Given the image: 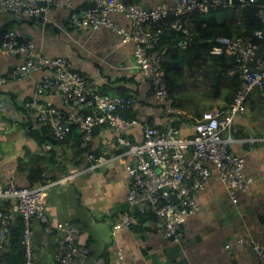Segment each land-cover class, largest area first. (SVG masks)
Wrapping results in <instances>:
<instances>
[{"label":"built area","instance_id":"obj_1","mask_svg":"<svg viewBox=\"0 0 264 264\" xmlns=\"http://www.w3.org/2000/svg\"><path fill=\"white\" fill-rule=\"evenodd\" d=\"M77 1L81 6L71 10L70 26L88 35L108 30L120 38L121 44H133L134 68L149 81L165 123L155 124L149 117L125 118L124 113L134 110L133 97L89 91L86 79L68 58L44 56L17 26L4 33L0 46L4 53L20 61L7 78L22 80L41 75L32 98L25 104L27 109L59 142L66 140L76 125L81 134L80 146L87 149L83 161L90 166L102 160L91 153L95 129L105 127L112 133L120 156L129 160L126 213L113 224V235L133 225L136 213H140L144 219L158 221L162 236L180 245L186 240L187 219L201 208L196 194L207 188L213 176L218 177L233 206L239 202L238 194L246 193L252 182L245 174L244 157L231 152L229 146L234 117L247 112L248 101L254 94L264 97V3L257 9L263 29L255 30L251 37H218L208 51L209 56L231 61L227 74L236 77L239 88L228 111L211 109L203 113L192 123L193 134L189 137L174 126L181 120V113L169 91L163 66L168 47H161L160 42L166 30L172 29L183 33L180 45H188L193 34L182 28L179 19L198 11L208 13L221 5L230 7L233 0H169L148 9L123 0ZM237 1L244 6L259 0ZM54 2L0 0V15L11 14L21 21L43 19L47 23L45 14ZM66 6L71 8L70 4ZM112 15L122 16L128 26L115 23ZM172 16L177 19L169 28H153L155 24L165 25ZM52 97L60 99V106ZM47 193L45 183L35 187L0 186V252L9 246L8 228L20 218L23 264H37L32 243L34 222L42 225L47 237L54 238L58 264H86L91 250L79 241L81 230L69 220L52 223L46 213ZM235 247L251 251L256 263L264 264V245L257 239H240ZM117 256L122 259L120 251ZM97 264L106 263L99 260Z\"/></svg>","mask_w":264,"mask_h":264},{"label":"crops","instance_id":"obj_2","mask_svg":"<svg viewBox=\"0 0 264 264\" xmlns=\"http://www.w3.org/2000/svg\"><path fill=\"white\" fill-rule=\"evenodd\" d=\"M123 1L147 9L169 0ZM261 1L263 4L264 0ZM80 6L77 0H55L45 14L49 20L47 23L43 19L21 21L11 14L0 15V28L17 26L44 56L68 58L74 69L86 79L89 91L130 95L135 100V117H149L155 124H164L166 118L162 117L151 94L149 81L134 68L133 44H121L116 34L104 29L92 35L74 30L70 26V14L72 9ZM235 14L240 15V11ZM111 17L115 23L128 26L122 16ZM219 17L223 20L225 14H219ZM200 21L202 18L194 15L179 19L182 28L192 34ZM195 36L194 33L193 38ZM202 59L203 62H194L192 68L184 65V75L180 74L181 71L177 75L173 72L174 85L170 90L181 113L178 123L184 136H192V123L203 113L226 105V91L221 83L231 84L227 73L220 86L213 82L207 86V82L195 78L196 72L204 65L210 67L216 76L219 73L218 61L206 56ZM19 62L18 57L7 55L0 49V186L31 187L26 165L32 162L25 156L23 147H27L31 155L39 154L41 159L34 163L40 167L43 179L32 187L43 183L48 186L46 213L53 224L69 220L79 227V241L91 250L86 264H97L99 260L106 264H257L251 251L235 246L240 239L247 237L264 245L263 96L254 94L248 101L247 112L233 119L229 148L245 159V174L252 180L247 192L238 194L239 202L233 206L220 180L213 176L207 188L196 194L201 208L187 219L186 240L179 245L162 236L161 224L154 218L141 222L134 217L133 225L113 235V224L126 213L129 190L126 167L129 160L120 156L114 136L107 128L95 129L91 153L102 159L98 164L90 166L82 161L79 167H71L67 175L56 177L59 170L54 161L60 159L61 150L39 148L26 136L27 129L23 127L28 123L34 128L42 127L25 105L32 98L41 75L9 80L7 74ZM202 88L204 92H201ZM51 99L60 106L58 97ZM21 130L24 135H19ZM32 243L37 264H57L55 240L45 235L38 222L32 225ZM118 251L122 253L121 260Z\"/></svg>","mask_w":264,"mask_h":264},{"label":"trees","instance_id":"obj_3","mask_svg":"<svg viewBox=\"0 0 264 264\" xmlns=\"http://www.w3.org/2000/svg\"><path fill=\"white\" fill-rule=\"evenodd\" d=\"M129 4V2H125ZM262 4L259 0L255 4L240 5L237 0H233V5L226 9L223 5L210 9L208 13L195 12L190 15L198 16L202 18V21L198 22L194 26V33L196 36L193 38L187 47L182 48L180 43L182 39V33L176 32L169 28L171 22L177 18L172 16L167 23L155 24L154 29L160 27H166V33L163 35L160 46H167L166 60L163 63L169 91L171 92L172 85H174V74L176 75L182 70L184 65L192 68L194 62H203V56L215 59L219 63V73L217 76V85H221L225 88V100L226 105L220 110L225 112L229 110L231 103L239 88V83L236 77L231 78V84L220 81L224 79L226 73L232 67L230 60L224 58H217L208 55V51L215 44V40L218 37H233L244 36L251 37L255 30L263 29V23L257 15V9ZM84 7V6H82ZM240 11V15L236 16V12ZM225 14L223 20H219V14ZM9 29V28H8ZM7 27L0 28V46L3 41L4 33L8 30ZM193 33V34H194ZM257 40V39H255ZM254 40V41H255ZM206 60V58H205ZM171 86V88H170ZM172 93V92H171ZM100 94H105L104 91ZM121 96V95H120ZM124 97H132L130 95H124ZM127 119H134L135 114L133 111L123 114ZM201 117V116H200ZM199 118V117H198ZM24 124V129H27L25 134L32 139L38 147L51 146L52 151L54 148L61 150L60 159L54 161V164L58 166V175L56 177H62L69 173L71 167H79L84 159L87 149H82L80 146L81 134L76 125L72 127V131L68 138L64 141H57L50 135L48 127L34 128L32 125ZM180 123L175 122L174 126L180 128ZM25 156L31 163L27 164L28 179L31 187L35 182H40L43 179V173L38 165L34 163V159L30 154V150L27 147H23ZM23 159H21L22 161ZM35 166H34V164ZM139 221L145 222L148 219H144L140 213H136ZM9 246L5 251L0 252V264H23L24 262V246L22 245V222L18 218L13 225L8 228Z\"/></svg>","mask_w":264,"mask_h":264},{"label":"rangeland","instance_id":"obj_4","mask_svg":"<svg viewBox=\"0 0 264 264\" xmlns=\"http://www.w3.org/2000/svg\"><path fill=\"white\" fill-rule=\"evenodd\" d=\"M221 14V13H220ZM222 17H219V20L221 19ZM186 70V69H185ZM184 68H182V70H181V72H180V74L181 75H184ZM185 74H186V71H185ZM216 76V74H214L212 71H211V68L210 67H208V66H206V65H204V66H202V68L201 69H199L197 72H196V75H195V78H199V79H201L202 81H204V82H207V86H208V83H210L211 84V82H213L214 83V85H217L216 84V82H217V77H215ZM184 77V76H183ZM203 82V83H204ZM213 85V84H212ZM184 86V85H183ZM183 86H182V88H183ZM210 87V86H209ZM215 86H211V88H214ZM204 88H207V87H205L204 86ZM205 90L202 88V91L201 92H204ZM262 99H263V101H264V97H261ZM260 108V107H259ZM18 130L20 129V126L17 128ZM22 131L23 130H21L20 132H21V134L19 133V135H24V132L22 133ZM18 133V132H17ZM40 148V147H39ZM45 149V148H44ZM47 151V150H46ZM50 157V156H49ZM32 158L35 160V161H38V160H40L41 159V156L39 155V154H34L33 153V155H32ZM58 264V263H57Z\"/></svg>","mask_w":264,"mask_h":264},{"label":"water","instance_id":"obj_5","mask_svg":"<svg viewBox=\"0 0 264 264\" xmlns=\"http://www.w3.org/2000/svg\"><path fill=\"white\" fill-rule=\"evenodd\" d=\"M42 4V3H41ZM148 9V8H147Z\"/></svg>","mask_w":264,"mask_h":264}]
</instances>
